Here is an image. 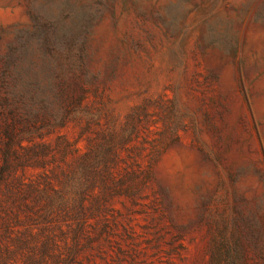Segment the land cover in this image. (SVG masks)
<instances>
[{
    "label": "rangeland",
    "instance_id": "rangeland-1",
    "mask_svg": "<svg viewBox=\"0 0 264 264\" xmlns=\"http://www.w3.org/2000/svg\"><path fill=\"white\" fill-rule=\"evenodd\" d=\"M6 54L33 103L69 55L68 100L113 110L0 152V264H264V0H0Z\"/></svg>",
    "mask_w": 264,
    "mask_h": 264
},
{
    "label": "trees",
    "instance_id": "trees-1",
    "mask_svg": "<svg viewBox=\"0 0 264 264\" xmlns=\"http://www.w3.org/2000/svg\"><path fill=\"white\" fill-rule=\"evenodd\" d=\"M10 47V44H9ZM11 51V48L9 49ZM0 70V139L3 146L1 152L2 169L1 172L9 173L14 166H23L25 159L29 156L34 158L43 154L48 149V144L38 142L30 146H23L22 142H30L34 138L42 139L45 134L54 129H62L68 122L78 124L84 119V129H88L91 123L97 124L101 114L107 113L108 120L112 116L111 100L101 103L98 113L93 114L90 106L80 109L81 101L68 100L69 84L68 80L78 77L74 66L69 65L71 57L65 55L63 71L57 84L56 100L51 103H33L26 93L15 91V82L12 70L11 54H6L1 58ZM78 61L80 55L77 56ZM77 65L76 70H78ZM80 74V72H79ZM84 91V90H82ZM36 108H34V106ZM102 110V111H101ZM113 130L108 128L101 129L96 137V142L89 141V149L86 153L80 154L82 159H87L91 154L106 152L111 147ZM62 149H73L78 152L64 137H60ZM38 148V151H36Z\"/></svg>",
    "mask_w": 264,
    "mask_h": 264
}]
</instances>
